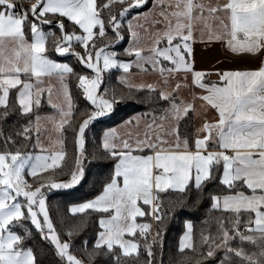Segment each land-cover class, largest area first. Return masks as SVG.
<instances>
[{
	"label": "snow or ice",
	"instance_id": "6c2138e0",
	"mask_svg": "<svg viewBox=\"0 0 264 264\" xmlns=\"http://www.w3.org/2000/svg\"><path fill=\"white\" fill-rule=\"evenodd\" d=\"M157 8L162 20L150 21ZM197 36L234 54L264 55V0H159L151 9L148 0H0V264H44L40 257L53 253L55 264H84L72 237L93 217L91 248L83 243L88 264H136L141 249L140 264H153L165 220L190 195L198 204L213 184L210 211L219 215L199 232L185 220L178 250L197 255L196 264H264V60L254 68L198 70ZM124 40L127 46L113 50ZM110 69L120 72L116 79L128 93L104 86ZM133 69L160 79L132 83ZM73 85L86 101L78 122ZM182 89L189 95H178ZM135 93L145 94L140 99L150 111L123 121L120 127L132 130L95 134L94 123ZM45 103L51 114H41ZM41 122L56 134L50 147L41 140ZM90 131L92 158L109 161L110 173L97 194L68 207L83 218L64 239L47 196L76 192L88 180ZM65 170L70 178L59 179ZM169 190L181 199L162 213L160 193ZM149 216L155 235L153 223L138 222ZM34 231L51 247L37 253L28 246Z\"/></svg>",
	"mask_w": 264,
	"mask_h": 264
},
{
	"label": "trees",
	"instance_id": "16d2710c",
	"mask_svg": "<svg viewBox=\"0 0 264 264\" xmlns=\"http://www.w3.org/2000/svg\"><path fill=\"white\" fill-rule=\"evenodd\" d=\"M45 27V30H47ZM53 31H55V26H52ZM51 39V38H50ZM103 41H97V45L99 46ZM126 46V40L121 41L118 45H113V49L119 51L120 48ZM68 60H71V57H68ZM135 70V69H133ZM132 70V71H133ZM111 73L110 78L105 80L104 86H109L115 88L118 92L128 93L129 89L124 85H121L116 77L120 75L118 70H110ZM103 91V86L100 89ZM73 99L76 106V114L74 116V121L78 122L82 119L81 113L85 110L86 101L82 97V95L78 96L76 94L75 86L73 85ZM138 97L137 99L132 100H124L119 101L118 105L114 108L112 113H109L105 118H99L98 122L94 123V131L95 134H102V132L117 123L128 119L130 116H133L137 113H143L150 111V106L147 102H143L140 97L145 95L143 93H135ZM51 109L45 105L43 106V110L41 112L42 115L51 113ZM15 123V117L8 121V125H13ZM94 132H89V143L87 145V152L85 153V157L83 160L84 168L89 172L88 180L85 181L84 186L79 188L76 192H72L71 189L67 190H53L49 191L47 199L50 206V215L56 224L58 231L63 235L70 227L77 224L83 217L81 215L73 216L68 213V207L75 202H79L82 199L91 198L92 195L97 194L96 190L102 188V184L104 182V178L110 173V162L106 160H94L92 158V153L96 150V140H95ZM31 147V145L29 146ZM66 150L68 152V159L70 164H74V152L71 144V140L69 138V143L66 145ZM70 177V173H67L65 170V174L60 175L59 179H68ZM30 179V178H29ZM95 181V183H94ZM216 188V185H211L207 187V190L203 196V198L197 204L195 198L193 196L187 197V206L179 207L177 206L173 211L172 215L165 220V223L162 225L163 228V243L162 246L157 244L153 246V264H196L199 257L192 253L191 251H186L181 253L178 250V241L179 236L183 233V223L185 220H191L196 227L197 232H199L200 228L203 226V222L209 218L210 215H219V213H212L210 211V200L208 198V193L213 191ZM53 193H57L53 195ZM61 193H68L69 195L61 196ZM90 194V195H85ZM79 197L80 199H77ZM161 202H162V213H167L169 209L170 202H176L181 199L180 194L174 191H166L160 193ZM98 217L89 218L86 227H84L78 234H74L72 237V248L74 254L84 260V264H88V257L85 255L83 251V243L85 240L89 241L88 247L91 248V242L94 237V233L96 230L95 220ZM144 222L151 223V217L147 218H139ZM63 221V224H61ZM153 235H155L156 227L155 222H153ZM64 239L68 237L63 235ZM28 246H33L37 253L40 252L41 249H48L51 247L50 243L46 240H42L39 236V233L34 231V235L28 239L26 242ZM141 243L143 241L141 240ZM235 245V244H234ZM247 247V245H245ZM146 254L143 253L141 249V256L139 261H136V264H140L141 261L145 259ZM44 260V264H50V262L59 261V258L52 255L45 257H40ZM135 260V257L132 258Z\"/></svg>",
	"mask_w": 264,
	"mask_h": 264
},
{
	"label": "crops",
	"instance_id": "0c3cea01",
	"mask_svg": "<svg viewBox=\"0 0 264 264\" xmlns=\"http://www.w3.org/2000/svg\"><path fill=\"white\" fill-rule=\"evenodd\" d=\"M198 2H203L206 4H215L217 3V0H198ZM153 3V0H148V9L152 8ZM141 11H147V9H141ZM156 16L157 21L162 20V17L159 15V12L156 13ZM201 27H203L202 24L197 25L198 30ZM194 59L195 67L198 70L215 71L217 69L226 70L236 68H254L258 65L261 60H264V55L251 56L244 54H234L219 42H213L206 46L204 43L200 42L199 36H197V42L194 45ZM133 72H136V70L132 71V75ZM187 93L189 95L190 89H188ZM143 222L144 221H141V223Z\"/></svg>",
	"mask_w": 264,
	"mask_h": 264
},
{
	"label": "rangeland",
	"instance_id": "374dc122",
	"mask_svg": "<svg viewBox=\"0 0 264 264\" xmlns=\"http://www.w3.org/2000/svg\"><path fill=\"white\" fill-rule=\"evenodd\" d=\"M154 2H159V0H153ZM169 2H173L174 3V0H163V3L165 5H167ZM160 8H157L154 13L149 17V20H156L157 21V16H156V13L157 12H160ZM147 26V25H146ZM161 25H157V27H160ZM114 50V49H113ZM58 60H60L61 62H68V58H61V57H54ZM110 70H116V69H110ZM109 70V71H110ZM159 76L158 74H153L151 71H149L148 73H140V72H133V75L131 76V82L132 83H140L144 80H147V82H158L159 81ZM183 75L181 74L180 78H179V82L183 83ZM172 87H175V81H172ZM188 89H182L180 93H178V95L180 96H188V93H187ZM51 114V113H49ZM135 115V114H134ZM103 118V117H101ZM148 119L150 120L151 117H148ZM127 120V119H125ZM124 120V121H125ZM159 123V121H157ZM42 123V126L44 128V131L42 132L41 134V140L44 144L45 147H50L51 146V142L52 140H55L56 139V134L52 131V125L47 123V122H41ZM165 124L167 123V121L164 122ZM123 124V121L120 122V123H117L115 126L113 127H117L118 128V131L120 132V134H124L128 131H131L132 129L130 128H123V127H120L121 125ZM140 131L141 133H143L144 131V128H143V121L141 122V127H140ZM28 178V177H26ZM70 178V177H69ZM60 190V189H59ZM63 190V189H61ZM50 191H53V190H50ZM81 202V201H79ZM142 220H139L138 218V222H141ZM153 233V231H152ZM235 246V245H234Z\"/></svg>",
	"mask_w": 264,
	"mask_h": 264
},
{
	"label": "built area",
	"instance_id": "2783aa9c",
	"mask_svg": "<svg viewBox=\"0 0 264 264\" xmlns=\"http://www.w3.org/2000/svg\"><path fill=\"white\" fill-rule=\"evenodd\" d=\"M154 221H153V219H152V217H151V223H153Z\"/></svg>",
	"mask_w": 264,
	"mask_h": 264
},
{
	"label": "water",
	"instance_id": "95a60500",
	"mask_svg": "<svg viewBox=\"0 0 264 264\" xmlns=\"http://www.w3.org/2000/svg\"><path fill=\"white\" fill-rule=\"evenodd\" d=\"M108 116V115H107ZM107 116H104L103 118L107 117Z\"/></svg>",
	"mask_w": 264,
	"mask_h": 264
}]
</instances>
